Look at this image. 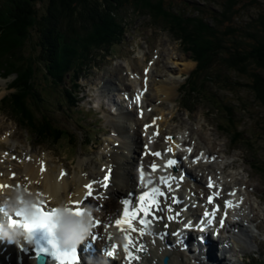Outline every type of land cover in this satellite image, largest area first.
<instances>
[{"label":"trees","instance_id":"trees-1","mask_svg":"<svg viewBox=\"0 0 264 264\" xmlns=\"http://www.w3.org/2000/svg\"><path fill=\"white\" fill-rule=\"evenodd\" d=\"M242 5V0H222L219 9L205 13L199 7L182 10L167 0H8V7L0 11V73L13 77L14 91L0 108L37 145L87 147L86 136L81 139L79 132L60 125L54 111L46 108L50 94L39 88L37 75L43 69L66 106L77 108L76 72L91 65L97 51L123 41L120 14L129 6L181 42L197 63L184 89L189 95L200 94L229 119L222 129L229 131L234 144L245 141V132L234 122L235 104L215 96V91L208 97L196 81V75H205L208 85L230 95L246 90L264 110V12L243 21ZM68 78L76 90L66 87ZM258 170L264 175V164Z\"/></svg>","mask_w":264,"mask_h":264},{"label":"rangeland","instance_id":"rangeland-1","mask_svg":"<svg viewBox=\"0 0 264 264\" xmlns=\"http://www.w3.org/2000/svg\"><path fill=\"white\" fill-rule=\"evenodd\" d=\"M221 1L222 0H167L168 3L183 8L182 10L190 9L192 11L199 7L205 13H211L219 9ZM242 3H245V5L241 6V20L243 21L249 19L250 15L257 16L260 12H264V0H242ZM7 7L8 0H0V11H4ZM45 7L46 4L40 12L44 11ZM134 9L129 6L125 7L120 14L125 29L123 41L115 44L109 49H107V47V50L97 51L96 58H94L92 64L85 67L82 71L76 72L77 78L79 77L78 80H80L81 90L77 89L80 94L78 98L80 101L77 102V108L69 109L66 106L67 100L62 99L60 94L61 91L59 92L57 88L53 89L51 87L52 84L46 79L43 69H41L37 75L39 88H43L44 92L47 90V93L49 92L50 94L49 103L46 104V108L54 111V115L57 117V119L54 117L55 120L58 121L60 125L66 126L67 129L76 131L77 133L79 132V136H82L81 139H83L84 136H88L85 142L89 141L90 144L87 147L79 145L75 150H71L67 143H62L54 148L51 146H38L9 116H7L6 113L0 112V145L3 149L7 150L5 156L8 158L16 153L23 155L22 158H24L25 153H31L32 157L34 155L33 158L36 159L39 158V155L47 154L48 160L50 161L49 163L58 168V172L59 167L64 163L68 167L70 176L72 177L81 176L83 170L93 172L95 175H100L98 170L102 165L107 166L108 158L104 159V157L106 153L110 151L111 147H113V144L118 142L120 145V142L124 140V136H131L134 138L136 134L132 128L133 126L127 123V125H125L126 131H123V133H125L123 136L120 135L118 138L112 136V133H116L115 125L118 126L117 123L119 122L114 114L113 118L111 116V111L112 109L114 110V106L111 104L113 100L111 99L119 92L117 89H121L122 85L117 77L111 76V73L114 72L116 74L117 72L121 74L123 72L120 77L123 76L125 82L131 84L130 76L132 77V75H130L131 73L128 74L127 71L129 64H138L140 61L143 62V55H145V63L147 62L146 66L149 64L151 67L154 66L157 68L154 74L155 78L153 75V80L155 81L161 75H167L166 72H164V67L167 65L173 66L172 61H175L174 57H176L179 62H183L181 66H173V69L177 70V72H175L176 77L178 76L181 81L180 88L176 91V102H171L169 100L164 102L163 105H161L160 102L157 104L159 105V109L165 110L167 113L173 112L175 115V118L166 125L165 129L168 132L174 131L175 133H179L183 131L186 134L191 133L194 138L193 142L198 144V150L205 149L211 154L220 156L213 166V170L217 171L218 175L222 172L221 170L224 164H228L229 168L226 169L227 172L224 173V178L222 177L227 182L232 183V181L236 180L239 182L238 187L241 189L246 187L243 186L244 184L242 183L247 184V182H250V184H247L250 194L247 193V189L240 191L239 194L243 195L245 204L249 202L247 203V208H252L250 213L255 216V222L250 224L252 229L256 231H254L253 234L254 239H250L246 245V249L243 250L235 244V249L232 252L235 254L234 262L224 260L223 264H259V262H261L260 264H264V175L258 170V166L264 164V127L262 128L261 126H264V110L258 107L253 96L246 90L235 92L234 95L227 94L223 91L217 92L213 86L208 85L209 83L206 82L205 75H196L199 88L203 86L204 93H206L208 97H213L211 91H215V96H224L225 102L230 101L232 104H235L237 109L234 111V122L240 124L239 128L245 132L246 140L234 144L231 141V134L229 131L222 129V125L228 118L220 115L217 109L205 102L206 100H201L202 97L200 94H198V96L195 94L189 95L186 92L187 90L184 89L189 76L197 68V63L193 61L191 54L185 50L179 40H176L174 36L169 33L167 28L156 26L150 21L148 15L135 11ZM154 51L160 56L153 65L150 58ZM157 63H159L158 66H156ZM188 63L193 64L190 70H187L185 66V64ZM183 69L186 70L180 75ZM175 75H170V79H173ZM233 77L240 80L237 76ZM69 78L66 79V87L69 91L70 89L74 91L76 90V85L70 84ZM12 80L13 77L7 79L0 77V100L13 93L14 89L9 85ZM106 81L108 87L112 85L111 89H115L109 92V95H106V93V98L103 101L101 100V96L104 89H101V86L104 87L106 85L101 84H105ZM12 86L15 87L13 84ZM122 89L124 90V88ZM154 93V91H150L149 93V97H152L153 100H155L153 98L155 96ZM117 101L123 105L121 94L117 95ZM102 107L103 110L99 109ZM118 109L119 107L117 110ZM132 113L136 115V112ZM153 113L158 114L156 110ZM112 119L114 121H112ZM123 125L124 124H122V126ZM191 127H193L195 131L192 132ZM127 128H130V130H127ZM6 130H9V132L14 135L6 134ZM122 130L125 129L122 128ZM2 135H5V138ZM10 135L12 137L8 139L7 136ZM135 146L136 145H134L133 148H136ZM119 150L120 152L123 151L125 159L131 161V163L136 162L133 152L128 153L125 149ZM135 150L139 153L141 152L139 146ZM2 155H4V153L0 151V167L4 162ZM11 158L13 162L8 163L7 167L9 168L5 169L2 166L0 169L5 176H8L11 170L10 166L14 169L22 168V159L19 160V157L17 159ZM133 166L135 171V164ZM201 172H203V170ZM199 173L200 171L197 172V174ZM104 197L106 196L104 195ZM106 198L108 200L106 203H109V197L107 196ZM115 199L117 201L119 200L118 198ZM114 202L115 201H111L109 205L114 204ZM244 213L246 212L244 211L243 214ZM241 217H243L242 214ZM152 247L155 248L154 251H157L155 253L153 252L152 258L145 264H149L151 261L150 264L154 263L153 260L155 261L156 258L158 262L160 261L157 239L152 243ZM238 249H240V251H238ZM117 250L121 251L122 248L119 247ZM228 255L231 256V253H228ZM192 259L194 260V264L198 262L194 257L190 259L186 256L187 262L191 263Z\"/></svg>","mask_w":264,"mask_h":264},{"label":"bare ground","instance_id":"bare-ground-1","mask_svg":"<svg viewBox=\"0 0 264 264\" xmlns=\"http://www.w3.org/2000/svg\"><path fill=\"white\" fill-rule=\"evenodd\" d=\"M143 56H144L143 62L140 61V63H138V64H136V63L129 64L127 71H128V73H131L130 75H132V77L130 78L131 84L126 83L125 78L123 76L120 77L123 74V72L121 74L117 73V72H116V74L114 72L111 73V76L117 77V79L119 80V82L122 85L121 89H117V90H119V92L116 95H114V97L116 99H114V98L111 99V100H113L111 104L114 106L113 108L116 111V113L114 115H115V117H117V120L119 122V123H117L118 126L115 125L116 133L118 134V136H120V135L123 136L125 134V133H123V131H126L125 125H127V123H128V124L133 126L132 128H133L134 132L136 133L135 137L133 138L131 136H124V138H123L124 140L120 143V146L118 148L111 147L108 154L105 155V157H104V159L108 158V164L106 166L107 168L103 172H101V170L99 169L98 173H100V175H95V173H93V172L83 170L81 176L72 177V176H70V174L68 172L67 176H65L64 179H60L59 178L60 172H58V168L54 167L53 165H51L49 163L50 161L48 160L47 154H45L46 158L41 157L40 159H38V158L34 159L33 158L34 155L32 157L31 153L25 154L24 158H22V156H21L22 168L14 169V170L17 171L18 178L19 177H25V176L28 178L27 185L31 191V195H34L38 190L42 191V194L44 195L43 197H41V198H40V196H35V197L50 202L51 206H59L60 204H66L68 206L69 204H72L73 202H77V201H84V203H85V202L89 201L88 198L85 199L87 192H88V189L85 186L88 185L89 183H93L94 181H102L104 179L105 175L110 170V180L108 183V187L107 188H101L98 184H94V190H93L94 195L100 194L103 197L105 195L106 197L107 196L109 197L110 202L115 201L114 204H112V205H109L110 202L102 205L104 212L108 213V214H106L104 219L106 221H108L110 219V216L114 215V211L117 208H118V211H120L122 209L121 200L124 197L128 196L129 192H131V193H137L138 192L137 188H136L137 173L134 171V166H133L135 164V162L131 163V161H129L128 159H125L123 151L120 152L119 149H125V151H128V153L133 152L134 157L136 159V157L139 155V152L135 149L138 148V146L142 147L143 144L144 145H150L149 151L151 149V146H152V148H154L153 151H159V150L162 151L161 156L157 157V158L155 157L154 161L151 164L160 165L161 163H163V164L165 163V158L170 156V155H166L164 157V151L168 148V146H167L168 142H165V137L167 135H173V134L175 135L174 131H173L174 133L168 132V131H166L165 127L171 120H173L175 118V115L173 114V112L167 113L165 110L159 109V107H158L159 105H157V104L160 102V104L163 105L164 102L169 101V100L171 102H176V95H177L176 91H178L177 89L180 88V85H181L180 82L181 81H180L178 76L176 77L175 72H177V70L173 69V66H181V63L183 64V62H179V60H177L176 57H174L175 61H172L173 66L167 65L164 67V72H166L167 75H161L157 80L154 81L153 75L155 74V71H157V68H155L154 66L151 67V65H149V64H147V66H146V63H147V62L145 63L146 57H145V55H143ZM158 59H159V57H158ZM158 65H159V63L156 64V66H158ZM185 66H186L187 70H190L192 68L193 64L188 63V64H185ZM185 70L186 69H183L180 72V75L183 74L185 72ZM170 75H175V77L173 79H170ZM140 77L142 78V80H140ZM145 78L148 79V91L144 97V104H143V112L145 114L143 116V120H139L136 117V115L133 114L132 112H126L125 111L124 105H122L119 101H117V95H120V94L122 95V92L123 93L124 92L134 93L138 88L143 89L145 86L143 79H145ZM154 78H155V75H154ZM101 85H106V86H104L105 88L103 86H101V89H104L102 96H101V100L104 101L106 98V95H109V92H111L115 88L111 89L112 85H109V87H108L107 81L105 82V84H101ZM122 88H124V90ZM150 91L155 92L154 93L155 96L153 97L155 100H153L152 97L151 98L149 97ZM0 96H1V94H0ZM145 105H147L146 107H151L153 112L156 110L158 112V114H153V112L152 113H146ZM118 107H119V109L117 110ZM101 109L103 110V107ZM153 115L159 116L160 120L157 121L155 126L153 128H151L149 130V132L144 131L143 125L150 122ZM111 116L113 118L112 111H111ZM112 121H114V120L112 119ZM122 124H124V125L122 126ZM122 128L125 130H122ZM127 130H130V128H127ZM191 130H192V132L195 131V129L193 127H191ZM142 131L147 133V136L145 138V141H146L145 143H142V139H143V138H141ZM12 135H14V134H12ZM11 137H12L11 135L7 136L8 139ZM192 140H194V138ZM134 145H136L135 146L136 148H133ZM191 146H192L191 141L189 144L187 142H184L180 145L179 149L185 148L186 150H188ZM142 151H144V150H142ZM172 152H174L173 156H175V149H173ZM206 153L207 152H205V154ZM28 155H31V156H28ZM196 155L195 154L191 155L188 159L192 160ZM211 155H214V154H211ZM179 156H181V157L184 156V153L182 152ZM7 159H9V157ZM139 162H143L144 164L149 163V158H146V159L141 158V159H139ZM9 163H12V162L9 161ZM189 164L191 166H193V164L191 162ZM7 166H8V163L6 166H4V168H6ZM1 167H2V165H1ZM1 167H0V169H1ZM86 168H88V167H86ZM177 168H178L177 171H179V174L180 175L183 174L187 178V180L183 183L180 191H174L173 187L176 186L177 183L173 182V186H172L170 192L172 194L178 195L179 197H182V192L187 191V189H190L191 185H193V181H192L193 175L191 174V172L187 168H185L183 166L180 167L179 163L177 165ZM42 169H43V171H42ZM171 169H165V171L169 174L170 178H173V175H175V172H173L174 169L173 170H171ZM202 170L203 169H201L200 172ZM7 177H8L7 175L5 176V174H1V171H0V185H5V183L8 182V183H11V185L13 186L14 182L10 178H7ZM99 177H100V179L98 180ZM195 184L197 185V188L199 189V192H200L201 188L198 185V182H195ZM242 184H244L243 186H246L245 183H242ZM234 185H237L236 187H238V184H234ZM236 187H234V188H236ZM12 190H14L12 187L8 188V189H5V188L0 189V202L5 203L6 195ZM190 193H192L191 189H190ZM114 194H116V195H114ZM202 194H203V191H201L199 193L200 197H202ZM115 198L119 199L118 200L119 203ZM242 198H243V195H242ZM191 200H193V198H190V201ZM243 200H244V203H243V205H244L245 199H243ZM107 202H108V200H107ZM188 202L189 201L186 200L185 204H187ZM4 205H7V204L1 205V203H0V224H6L7 223V221L5 219V213L3 212V208H2ZM166 205H168V203H166ZM177 210L178 209L175 208L174 212ZM242 216L243 217H241V219L238 221V223H235L234 225L230 224L229 230L221 231L220 241L221 240L222 241L220 243L222 245L226 244V247L224 246L222 252L219 251V253L223 259L220 258V261L217 262L216 264H223L224 260H229L230 262H234L235 254L232 253L235 249L234 245L236 244L237 246H239L243 250V249H246V247H247L246 245H247L248 241L250 239H254V235H253L254 230L252 229L250 224L255 222L254 221L255 216H251V213H247V214L244 213V215L242 214ZM163 227L164 226L162 224H157V229H158V231H156L157 235L159 232L163 231ZM166 230L171 232L170 229H166ZM154 242H155V240H154ZM154 242L152 241L151 238H147L145 241L141 242L144 245V249L146 250V254L142 255V260H141L140 264H145L146 262L148 263L150 261V259L152 258L153 252L155 253V251H157V250L154 251V249H155V248H153L154 245L152 247V243H154ZM98 245L101 246L102 244L100 243ZM119 247L120 246H118L116 248H119ZM6 249H7V247H5V244H2V246L0 248V264H33L32 261L28 260L27 256H25L23 254L19 255L18 254V253H20L19 250L17 251L15 248H13V249L6 251ZM117 251L122 256L123 259L126 257V254H124L123 250H121V251L117 250ZM27 253L31 255L30 251H27ZM228 253H231L232 257L230 255H228ZM8 254H11V256H10V259L7 261L6 257ZM157 254H158V252H157ZM162 255H165V254H162ZM169 255H170V264H186V262H187L186 261V256H187L186 253L176 252L173 254L170 253ZM97 256L100 258V255H97ZM203 256L204 255H202V256L200 255L198 258L194 257V259L196 261H198L199 263H201ZM89 262H91L92 264H100L99 262L95 261L93 258H91ZM153 262H154V260H153ZM119 264H122V263L120 262ZM203 264H208V263H203ZM232 264H235V263H232Z\"/></svg>","mask_w":264,"mask_h":264},{"label":"snow or ice","instance_id":"snow-or-ice-1","mask_svg":"<svg viewBox=\"0 0 264 264\" xmlns=\"http://www.w3.org/2000/svg\"><path fill=\"white\" fill-rule=\"evenodd\" d=\"M158 134V133H157ZM168 140H171L172 137H168ZM169 152L172 149H168ZM191 151V149H189ZM156 157H160V152L152 153ZM177 163L176 160H168L166 167L174 166ZM151 169L153 172L158 170V166L156 164L151 165ZM43 171V169H42ZM64 175L63 173L61 174ZM110 180V170L105 175L102 181H94L93 183H89L85 187L88 189L87 195L85 199L88 197L93 196L94 184H98L101 188H107L108 183ZM160 182L165 185L166 188L169 190L171 189L172 185L168 179L165 177L160 178ZM11 187L8 185H0V189ZM209 188L214 187L212 183H209ZM167 193L159 188V187H151L148 191H145L142 195L139 196L138 201L133 203L132 201L125 199L122 201L123 205V215L115 220V224L117 227L120 228L121 232L124 234V244L123 248L124 251L127 253V258L129 261L134 259H139V257L135 256L132 252V249L136 247L135 240L132 236L133 232H138L141 236L145 234V229L152 224L154 219H161L162 217H156V212L161 211V200L160 197H165ZM215 195H219L216 193ZM235 195V193H232ZM95 199H100L101 196L94 197ZM214 197H209V202L213 201ZM176 203L175 199L172 201ZM229 207L232 206L231 201L226 202ZM88 204H85L84 201H77L73 202L72 206H66L65 208L61 209L60 207H49L43 201H36L32 205L33 211L31 212V218L29 219V214L26 210H21L16 213V216L20 217L19 220L17 219H10V223L12 225H19L25 231L29 233H34L37 230H46L50 236L52 237L51 244L53 247V256L56 260V264H79V255L78 249L72 250H62L59 247V244L55 238V230L58 227L57 224V217H59L62 213H67L73 216L83 217L85 212L88 208ZM143 213V215H141ZM205 216L212 218V213H205ZM152 217V219H149ZM207 222V221H206ZM99 220H95L93 223L92 220V227H97L100 225ZM136 223L142 225V228H137ZM222 224V221H221ZM96 236H91V239H96ZM111 239V237H109ZM118 245H113L112 249H110L107 253L109 256H113L115 252V248ZM142 247V246H141Z\"/></svg>","mask_w":264,"mask_h":264},{"label":"clouds","instance_id":"clouds-1","mask_svg":"<svg viewBox=\"0 0 264 264\" xmlns=\"http://www.w3.org/2000/svg\"><path fill=\"white\" fill-rule=\"evenodd\" d=\"M36 202L34 196L28 194L23 188H15L5 197V203L8 206V212L15 215L18 211L26 210L31 218L33 211L32 205ZM66 204H60L58 207L65 208ZM94 209L88 206L83 217L73 216L62 213L57 217L58 227L55 230V238L62 250L76 249L81 245L92 231V217ZM31 238L29 232L25 231L19 225L11 223L0 224V239L8 242H15L21 238Z\"/></svg>","mask_w":264,"mask_h":264},{"label":"water","instance_id":"water-1","mask_svg":"<svg viewBox=\"0 0 264 264\" xmlns=\"http://www.w3.org/2000/svg\"><path fill=\"white\" fill-rule=\"evenodd\" d=\"M167 261H168V258H165V259H164V261H163V262H164V264H166V263H167Z\"/></svg>","mask_w":264,"mask_h":264}]
</instances>
